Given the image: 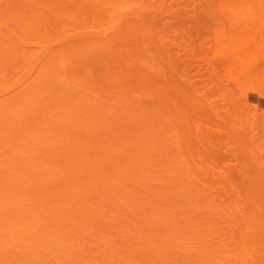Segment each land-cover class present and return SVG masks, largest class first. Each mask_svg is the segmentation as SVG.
Returning <instances> with one entry per match:
<instances>
[{
  "label": "bare ground",
  "instance_id": "obj_1",
  "mask_svg": "<svg viewBox=\"0 0 264 264\" xmlns=\"http://www.w3.org/2000/svg\"><path fill=\"white\" fill-rule=\"evenodd\" d=\"M122 1L0 0V264H212L213 257H217V245H209L213 228L205 227V221L197 219L199 213H208L206 217L210 218L212 207L207 196L203 194L201 197L206 206L200 212L193 204L186 206L191 204L188 200L194 198L196 182L202 186V192L208 190L212 193L218 185L216 182L214 186L209 184L208 170L202 167L204 159L193 156L189 121L196 111L197 115L205 116V112L210 114L217 105L212 101L210 107H205L201 100L205 91H208L207 95L214 89L216 92L214 86H220L217 90L222 86L228 90L224 81L215 83L214 79L219 80L216 77L219 70H226V75L229 71L236 74L235 70L232 71L233 59L235 63L238 62L236 58L239 60V64H235L237 66L247 65L248 59L251 62L250 57H255L254 45L256 47L261 42H258L257 33L264 30V23L260 22L264 17V0H250L245 9L236 12V21L230 23L236 24L237 31L231 30L238 35L242 32H238L242 30L241 26L246 28L243 35L253 28L252 33L245 34V38L248 36L246 39L234 33L235 38L230 32L216 40L221 43L222 49L217 46L218 53H215L218 57L220 53L224 55L220 63L225 67L232 59V64L223 68L219 58L217 63L222 66L221 69L212 60L211 64L198 67V76H201L211 65L209 74L206 72L203 75L208 79L213 75L209 81L213 80L212 85L216 84L211 86V90L201 91L197 87L202 96L200 92L192 96L191 85L194 82L185 87L180 82L183 87L178 88L179 83L175 82L174 76L172 92L166 85L167 74L149 72L152 63L145 56V59L140 57L145 50L141 52L138 49L142 47L137 46L141 52L139 58L137 50L129 46L132 37L144 41L142 38L148 36L149 25L138 27L136 17L133 18L136 24L128 23L124 18L129 12L138 10L139 13L133 15L142 12V17L144 11L140 12V9H145V3H141L143 7L138 6L137 10L138 3H134L138 0H130L134 10L127 12L128 6L124 5L128 4V0ZM148 6L146 4V8ZM125 7L126 10H122ZM147 10L145 15L150 17ZM143 18L146 17L143 15ZM239 21L243 24L239 25ZM244 21L251 23L250 26L246 24L250 28L245 26ZM252 24H255L254 27ZM128 32V36L124 35ZM232 38H235V43L231 42ZM227 45L233 46L229 50L231 54L223 52L224 48L227 50ZM260 46L264 49V43ZM232 51H235L234 56ZM90 58L98 59L105 67V71L98 74L100 80L89 64ZM192 58L185 61L186 67L183 65L180 72L187 68L184 71H188L189 76L196 75V70H192L193 74L189 71L192 66L187 67L193 61V67H196L198 59ZM243 59H247L245 64ZM180 65L182 63H178ZM211 67L213 73L210 75ZM216 70L219 72L216 73ZM185 72L180 75L187 77ZM233 73L230 74L233 79L231 85L228 83L230 75L226 76L229 78L227 82L225 80L233 91L225 90L227 96L224 90H220L223 94L219 91L214 93L221 94L217 99L221 102L218 107L229 99L227 105L222 106L223 113H218L221 115L219 122L225 123V128H228L225 132L229 137L237 132L234 138L241 145L238 135L243 138L242 133L248 127L243 124L246 127L243 129L240 126L245 123L241 119L247 117L241 112L243 100L241 103L239 96L247 93L239 77L235 80L238 83H235L240 84V87L236 84L239 87L237 90L240 89L237 94H240L234 93L232 82L239 75L237 73L235 77ZM63 74L64 78H60ZM186 87L191 88L190 92L185 90ZM228 93L232 96L229 97ZM100 97L109 103L135 104L112 108L95 101ZM228 106L239 110L233 107L229 110ZM227 112L231 114L229 117ZM224 117L228 118L224 119L227 120L225 122ZM228 121L232 126L227 124ZM261 122L264 123V119ZM260 140L256 143H262ZM171 145L176 148L173 153H170ZM214 146L211 141L202 143L203 154L214 160L223 158L231 150L228 147L224 150L227 152H223L221 147L219 151V147ZM247 147L246 150L249 152L250 148L253 153L252 146ZM242 150L238 153L241 154ZM255 156L257 159L258 154L254 153ZM223 179L230 180L231 175ZM147 181H157L159 186L148 187ZM150 188L155 191L148 192ZM160 189H163L162 193ZM160 199L165 201L162 207L156 205ZM159 213V219L153 216ZM192 219L195 220L192 222ZM113 224L117 226L113 227ZM207 236L212 238L209 240ZM187 238L192 239L188 247ZM197 242L198 246L195 245ZM186 247L202 256L197 257L199 254L194 253L196 258L192 253L191 257L186 252L184 255L187 258L184 259V256L181 259ZM188 258L193 259L189 262Z\"/></svg>",
  "mask_w": 264,
  "mask_h": 264
},
{
  "label": "rangeland",
  "instance_id": "obj_2",
  "mask_svg": "<svg viewBox=\"0 0 264 264\" xmlns=\"http://www.w3.org/2000/svg\"><path fill=\"white\" fill-rule=\"evenodd\" d=\"M124 1H127V0H124ZM129 1L130 0L127 1L128 2V4L126 3L127 5L126 4L124 5L125 2L123 3L124 6H128L127 10H126V7L123 8L122 10H126L128 12L129 10L132 9L130 4H129ZM143 1L144 0H141V2H139V0H138V2H135L134 5L136 3H138L136 5L135 9L138 10V6L141 7L142 6L141 3L142 4L145 3V5H143V6H145L146 10L148 8L147 11H148V13L150 12L148 14V15H150V17L145 15L146 11H145L143 6H142L143 8L141 7L142 9H140V12H141V10L144 11L143 15H144V17H146L145 19L143 18V15H142V17L140 16L142 12L140 13V15L137 14L138 16L137 15L134 16L133 15L134 13L135 14L137 12L139 13V10L138 11L135 10L136 12H133L132 10H134V9L131 10L132 12H129L126 16H124V18H126L125 20H127L128 23L136 24L135 22L137 21L138 27H142V25L144 27H146L147 25H149V26H147V28H148L147 29L148 30L147 35L148 36L145 35L146 37L142 38V40L144 39V41H140L141 38L137 37L138 40H135L136 37H135V39H134V37H132L133 39L131 38L130 40H132L133 42L134 41H136V42H134V44H133V42L131 41L132 44L130 43V45H129L130 48L131 49L134 48L133 50L135 51V50H137V48L142 47V48H139L138 50H140L142 52V49H144L146 51L145 52L143 50L144 52H142V54L140 55L141 52L139 53V51L137 50V52L139 53V54H137V56L138 55H140V57L145 56V58H147L146 60L147 61L149 60L148 62L152 63V65L149 66V68H148L150 73L162 71L164 74H167L168 82L166 83V85H168V89L170 91L173 92V89H174L173 88L174 84H175V83H173L174 82V76L176 78L175 82L178 81V83H179L178 88H179V86L181 87L183 84L185 87V85L187 86L191 82L192 83L194 82L195 84H196V82L198 83L197 86L194 85V83L191 85L192 86L191 87L192 88V91H191L192 96H193V94L198 95L200 93H201L200 96H202L203 93L201 91L205 90L207 88H210V90H211V88H212L211 86L216 85V84L212 85L211 82H213V80L209 81V79L210 78L212 79V76H213V75H211L213 73V67H211L212 71L210 73L211 77L209 79L207 78V76H204V75H206V72L210 71L211 65H208V67H209L208 71L207 70L204 71L205 69H207L206 67L204 70H202V72L204 71L205 74L203 73L204 75L201 74V76H198V75H200L199 74L200 70L198 71L197 69L200 65L207 66V64H209V63L211 64V62H210L211 60L217 63V60L220 58L219 59V63H220V60L223 59L222 57H224V55L222 56V53H220L221 55H219V57L217 56L218 55L217 54L218 53L217 46L221 48V43H217L216 40H218L222 36V34H224V36L226 37L225 33H229V34L233 33L231 29L237 31L236 24H230V23H233L232 20L236 21V19H235L236 12H238V10L245 9L247 4H249L250 0H145L144 2ZM256 1H259V0H256ZM146 4L149 5L147 8H146ZM246 11H244V12H246ZM247 12L249 14V11H247ZM247 12H246V16L248 17ZM129 14H131V15H129ZM152 16H154L155 18ZM127 17L130 19V21H129V19H127ZM134 17L137 18L136 21L133 20ZM138 17L141 19H139ZM231 17H232V19H231ZM239 17H241V16H239ZM153 18L155 21L153 20ZM246 18H244V19H246ZM262 18H264V17H261L260 22L264 23V22H262V20H264ZM237 19H238V17H237ZM240 19H242V18H240ZM140 20H142V21H140ZM148 20L151 22V24H149L150 22ZM151 20H153V21H151ZM243 20H240V21L243 22ZM249 20H250V18H249ZM249 20H247V21H249ZM127 21H125V22H127ZM240 21L238 24L239 25L243 24ZM250 21L254 22L253 19H251ZM147 22H149V23L147 24ZM237 22H238V20H237ZM244 22H245L246 27L250 26V24H251V23L247 24L246 21H244ZM254 25L252 24V27H254ZM239 27H238V29H239ZM241 27H242V30H238V32L239 31L243 32L244 31L243 29H246V28H243L244 26H241ZM248 28H250V27H248ZM252 29L247 34L245 33V32H247L246 30L244 33L246 35H248V34H250V32L252 33ZM242 32H240V35L244 37V38L242 37L243 39H246L248 36L245 38V34L243 35ZM257 32H258V30L255 32V34ZM234 33H235V36H240V35H238L239 33L238 34H237V32H234ZM234 33L232 34L233 36H234ZM129 34L130 33L128 32V33H125L124 35L128 36ZM232 35H231V37H233ZM224 36H223V39H224ZM257 36H258V40H259L258 42H260V41L261 42L258 43V45L256 47L254 45V48H256V49H254L255 57H250V59L252 60L251 62L248 59V61L250 63L246 62V63H248L246 65L244 61L247 59H243L242 61H243V64H245V65H238L239 60H237V58H236L237 56L235 57L236 61H238V62H236V63H238L237 66L235 65L236 63L234 62L235 59H233V60L231 59L233 61L232 63H234V64L230 63L231 60L229 62L234 67V69H233V67L231 65L229 66L230 68L232 67V71L235 70L234 72H236V74L238 73L237 75H239L236 77V74L232 72L236 77V79H234V82H232V85H235L234 93L238 96L240 94V93L237 94V92L240 90V89L237 90L240 87V84H237L238 82L235 81V80H238V77L241 80V82L243 84V88L245 89V91L247 93V95L239 96V101L241 102L243 100L242 102L244 103L243 104L241 102L242 103L241 105H243V106H241V107L239 106V107H240V109H242L241 112L243 114L245 113L244 115H246L247 118L246 119H245V117L243 119L240 118L241 121L243 120V121H245V123H242L241 121H238V122L242 123L240 125L241 127L243 126V124H244V126L248 127V130L246 129L242 133L243 138H245V140L242 138V135H238L241 137V139L239 140V141H241V143H240L241 145H239V143L237 142L238 140L235 141V138H234L237 136V135L235 136V134L237 132H235V134H232L231 131L228 130V132L232 134L231 136L234 135L233 136L234 141H232L233 138H231V136L229 137L228 134H226V132H225L228 129V128H225V126H226V125H224L225 123L221 124L222 122L221 123L219 122L221 120L220 119L221 115L219 116L218 113H220L221 111H222L221 113H223V107L222 106L227 105L226 102L229 100V99L227 100V98H226L227 94L225 93V90L227 92H229V90H231L230 88H232V86L231 87L227 86L228 84L226 83L227 80L229 79L226 76H229L232 73H230V71L227 70V72L228 71L229 72L226 75V70L221 69V67L223 66L222 65L223 63L222 64L220 63L222 66H219L220 64L217 63V65L220 67L219 69H221V70L217 69V67L215 68V69L219 70L220 72L217 70L215 71L216 73L219 72L218 75L216 76L219 78V80H216V79H214V80H215V83L222 80V81H224L223 84L224 85L226 84V87L228 88V90L224 88L225 86L224 87L222 86L223 88L221 87L222 89L220 88V90H222V92L224 90V93L226 94V96H225V98L224 97L223 98L226 99L227 101L224 102L223 105H220L221 107L220 106L218 107V105L221 103L219 100H217L218 96H221V94H223V93H221L220 90H217V87H220V86H214L216 88V92L219 91L221 93L220 95H218L219 93L215 94L216 92H215V89L213 88L214 89L213 92L210 91L211 93L207 95L208 91H207V93L205 91L204 93L206 95L204 94L205 96L203 95L202 99L200 97V99L203 100V104L205 105V107H210V104L212 103V101L216 102V103L213 102L215 105L217 104L216 106H214L215 108L213 109V112L211 111L212 109H210V111H211L210 114H209V112H208V114L205 112L204 113L205 116H203L201 114H200L201 116H199V113L197 115V111H196V114H194L195 111L192 110V111H194L192 113L194 115H191L190 114L191 111L189 110L190 111L189 114L192 116V117H190V121H189V125H190L189 129L191 131V135H192V139H193V141H192L193 142V144H192L193 156L196 159L197 158L198 159H200V158L204 159V162H203L204 164L202 167H203V169L208 170V173H209V177H208L209 181L208 182H209V184L213 185L215 182H216V184H218V185H216L217 188L214 187L212 193H210V192H208L207 189H206L207 191L202 192V189H203L202 186L200 185V183L196 182L195 183L194 198L189 199L188 201H191V204L186 205L187 207H189L190 205L193 204V205H195L196 211L200 212L206 206L205 200L201 198L203 196V194H205V196H207L206 197L207 200L209 201V206L212 207L211 212H209L210 218L206 217L208 215V213H207V215L203 214V213H199L198 217H197L198 220L205 221L204 222L205 227L213 228V230L211 231V235L209 232H208L209 233L208 235L213 237V238L211 237L212 241H210V242L214 243V244H211L209 242L208 243H209V245H215L216 244L218 250L215 251V252H217L216 253L217 257H213L212 264H264V157H262V156H264V154H261L262 151H264V147H262V146H264V141L260 140V139H264V123L261 122L262 119H264V118H262V117H264V113H262V111H264V71L260 72L262 69H264V63L261 62V61H264V60H261V59H264V51H261L264 49H262L260 46L262 43H264V41H262V40H264V30L259 31V34L257 33ZM259 36H261V37H259ZM229 38H230V36H229ZM235 38H234V40L232 38L233 41L231 40V42L235 43L236 42ZM248 39H250V38H248ZM238 42L239 41H238V37H237V43ZM232 44L233 43H231L230 45H232ZM131 45H133V46L136 45V46L131 47ZM144 45H146V46H144ZM222 45H223V43H222ZM230 45H227L228 48ZM137 46H139V47H137ZM232 47L229 49L227 48L228 51L225 50L226 48L223 47L224 48L223 52L231 54V51L229 52V50L232 49ZM215 52H217V53H215ZM234 52L232 51L233 56H234V54H233ZM216 56H217V59L215 61L214 58H216ZM225 56H226V54H225ZM149 57L152 59H150ZM192 57H195L196 59H198L199 62L197 61L196 62L197 65L195 64L196 67H193V64L195 61H193V62L191 61L192 63L188 64L187 67L190 68V66H192L194 69H192V67H191L190 68L191 70H189V71L191 72L192 70L193 71L196 70L197 73H196V75L194 73V76H193V75H191V74H193V71H192V73L190 74L191 76H189V72L188 71L185 72L187 70V68H186V69H184L185 71L184 70L183 71L185 72V74L188 73L187 77L186 76L182 77L180 75V73L182 75H184L183 74L184 72L182 71L183 72L182 73L180 71L185 66L184 65V64H186L185 61H187V60L190 61V58H192ZM192 59L195 60L194 58H192ZM226 60H229V58ZM226 60L224 59V62H226ZM151 61H153V62H151ZM222 61L223 60H221V62ZM227 62L225 64H227ZM178 63H182V65H180L181 67L178 66ZM229 63H228V65H229ZM240 63H241V61H240ZM89 64L94 69L93 71H94L95 76H97L96 78L99 77L98 76L99 73H103L105 71V69H104L105 67H104L103 63L96 58H90ZM176 64L178 67H176ZM228 65H226L225 67L223 66V68H226ZM260 65L262 66V68ZM139 66H140V64H139ZM239 66H240V69H239ZM174 67L177 68L176 71H175ZM203 67L204 66H202L201 68H203ZM229 67L227 69H229ZM236 67H238V68H236ZM136 68H138V67H136ZM259 68H261V69H259ZM138 69H136V70H138ZM207 74H209V72ZM176 76H178V77H176ZM60 78H64V74ZM230 78H231V80H228L229 81L228 83H230V85H231V81L233 80L231 75H230ZM225 80H226V82H225ZM180 82L182 85L180 84ZM235 82H237V83H235ZM233 83H235V84H233ZM236 84L239 87L236 86ZM148 85H149V83H148ZM188 86H190V85H188ZM191 88L189 87L190 90H191ZM182 89H184V88H182ZM187 89H188V87H186L185 90H187ZM180 90H179V92H180ZM190 90H189V92H190ZM207 90H209V89H207ZM74 91H77V90L75 89ZM231 91H233V90H231ZM189 92H187V93H189ZM192 92H194V93H192ZM135 94H136L135 96H137L138 92L136 91ZM187 95H189V94H187ZM230 95L231 94H229V97H230ZM142 96L143 95H141V97ZM242 96L245 98H243ZM197 99H199V98H197ZM220 100H221V97H220ZM95 101L96 102L99 101V104L101 103V105L110 106L112 108H118L119 106L120 107H124V106L132 107L135 104V102H133L134 104H132V102L131 103L130 102H124V103L119 105L118 103L116 104L115 101L112 103L111 102L109 103L108 101H105V99L102 97L96 99ZM222 102H223V100H222ZM201 104H202V102H201ZM247 105H249V106H247ZM253 105L255 107L257 106V108H254ZM232 107L235 108V110L236 109L239 110V108H236L234 106H232ZM228 108H229V110L231 109L230 106H228ZM228 108H227V110H228ZM253 110H254V112H253ZM260 110H262L261 113H260ZM251 112H253V113H251ZM257 112H258V114L256 115ZM250 113L252 115L255 114L257 117H255L253 115L255 117L254 118L252 115H250ZM229 115H231V114H229ZM229 115L227 112V117H229ZM234 115L235 114L233 113V116ZM236 115H238V114H236ZM260 116H262V117L259 118ZM251 117H253L254 119ZM257 118H258V120H257ZM224 119H228V118L224 117L223 120ZM252 119L254 121H257V123L255 122L257 129H255L256 126H254V128H253L254 121L252 122L251 121ZM233 120H234V117H233ZM225 121H227V120H224V122ZM231 121H232V119H231ZM198 123H199V127L197 128L196 124H198ZM228 123H229V121L227 122V124ZM249 124H252V125H249ZM170 125H169V127L172 129V126H170ZM231 126H230V128H231ZM244 126H243V129L246 128ZM230 130H233V129H230ZM255 135L257 138L254 139ZM240 137H237V138H240ZM242 139H243V141H242ZM252 139H254V140L252 141ZM259 140L262 141V143L261 142H259V144L256 143ZM203 141L213 142V146L215 145L214 147H216V148L219 147V151H220V147H221L223 152H227L224 150H227L228 147L229 148L231 147V150H230L231 152L228 151L229 153L228 154L226 153V156H223V158H219L217 160L211 159L209 156L203 154V153H205V152H203V147H202ZM244 141H245V144H244ZM249 141L252 143H250ZM234 142H237L238 146H243L242 147L243 150L241 147H240L241 149L238 148L237 143H234ZM242 144H244V145H242ZM172 145H174V144H172ZM172 145H171L172 150H170L172 152H170V153H173L176 150V148H175L176 146L174 145L175 147H173ZM235 145H236V147H235ZM247 146H250V147L252 146L253 153L250 151V148H249V152H248V149L246 150V148H248ZM255 146H256V148H255ZM234 148H235V151L237 153L242 150L241 154L238 153V155L236 157L237 159L235 158V154H237V153L234 152ZM244 149H245V151H244ZM260 149H261V151H259ZM222 150H221V152H222ZM230 153L233 154L235 159L232 158V155ZM254 153H256V155L258 154L257 159H256V156L254 157ZM249 154L250 155L252 154V156H250ZM243 155H245V156H243ZM247 156L250 159L252 158L251 159L252 161L250 159H247L248 158ZM243 158L245 159V161ZM253 158L255 160H253ZM245 162L251 163V164L249 163V165H248V163H246L248 165L249 169H248L247 165L245 164ZM182 164H183V162H182ZM183 166L185 167V165H183ZM243 166L246 168H244ZM241 168H243V169H241ZM244 169H247V170H244ZM228 174L231 175V179L230 180H224L223 179L224 176H226ZM147 182L148 183L146 185L148 187L154 188L155 186H159L157 181H151V182L147 181ZM142 187H144V185ZM152 188H150L147 191L148 192L155 191V189H152ZM160 192L162 193L163 189H160ZM158 201L159 202L156 203V205L159 207H162L165 201L162 199H160ZM188 201H186V202L188 203ZM196 211L194 210V212H196ZM159 215H160V213L154 214L153 216L158 218ZM187 217H189V216H187ZM189 218H188V220L190 221L191 219H189ZM193 220H195V219H192V222H193ZM115 226H117V224L114 225L113 227H115ZM219 233H220V235H219ZM97 236H99V235H97ZM210 236L209 237L207 236L209 240L211 239ZM102 239H100V240H102ZM190 241H192L191 238L186 239L187 247H188V244ZM215 242H217V243H215ZM195 245L198 246L199 243L197 242ZM187 247H186V249H187ZM185 250L183 251V253H181V255H182L181 259H183V257L185 256L184 253H186V252H187L186 254L188 256H189V254L191 256L192 253L193 254L196 253V251H194L193 249H191V250L187 249L186 251ZM193 254H192V256L196 257L197 253L194 255ZM200 255L202 256V254H199V256H197V257H201ZM210 255H212V254H210ZM214 255H215V253H214ZM218 255H220V256L218 257ZM25 258H26V256H25ZM186 258H187V256L184 257V259H186ZM188 259H189L188 261L190 262V261H192L193 258H188ZM183 261L184 260H182V262ZM188 261L185 260V262H188ZM190 264H195V263L190 262Z\"/></svg>",
  "mask_w": 264,
  "mask_h": 264
}]
</instances>
